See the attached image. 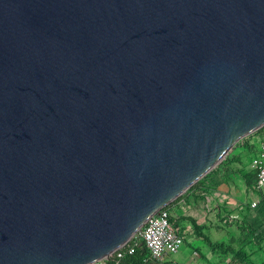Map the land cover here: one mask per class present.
I'll use <instances>...</instances> for the list:
<instances>
[{
  "label": "water",
  "instance_id": "1",
  "mask_svg": "<svg viewBox=\"0 0 264 264\" xmlns=\"http://www.w3.org/2000/svg\"><path fill=\"white\" fill-rule=\"evenodd\" d=\"M264 128V0H0V264H97Z\"/></svg>",
  "mask_w": 264,
  "mask_h": 264
},
{
  "label": "crops",
  "instance_id": "2",
  "mask_svg": "<svg viewBox=\"0 0 264 264\" xmlns=\"http://www.w3.org/2000/svg\"><path fill=\"white\" fill-rule=\"evenodd\" d=\"M249 168H251V165H249ZM242 183L243 186H241V190L237 193H228L229 188L223 184H219L212 191L211 195L202 193L204 200L201 202H197L193 195L189 193L183 194L179 199L171 203L169 207L173 215L174 223L180 233L185 236L186 244L178 254L165 259L168 264H247V262L241 263L242 260L240 261L239 258H236L231 251L226 252V248L229 246L234 249L233 245L235 240L237 242L242 238V229H239L237 225L228 227L217 224L215 217L217 210L213 211V208H217L218 203H227L221 202V199L217 197L218 194L224 193L230 196L232 202L227 203L229 209L240 208L241 210L246 200L259 199L260 193L253 192L251 187H249V193L244 190L245 185H247L245 178H242ZM208 199H212L211 210L206 204ZM260 215L262 217L261 212ZM188 216L196 219L198 225L203 226V229L196 230L190 221L184 219ZM209 242L214 244V247H211Z\"/></svg>",
  "mask_w": 264,
  "mask_h": 264
},
{
  "label": "rangeland",
  "instance_id": "3",
  "mask_svg": "<svg viewBox=\"0 0 264 264\" xmlns=\"http://www.w3.org/2000/svg\"><path fill=\"white\" fill-rule=\"evenodd\" d=\"M263 138L264 129H261L253 133V135L251 134L239 139L233 145L225 160L214 168L202 181L203 187L205 186V189H210L207 194L211 195L212 191L219 184L228 187V193H237L241 190V186H243L242 178L249 179L251 177L250 184L244 187V190L249 193V187H251L252 179L254 178V174L252 178L251 168H249L250 156L255 150V144ZM259 199L263 201L260 209L262 217L254 225L247 222L245 216V207L253 199L246 200L241 210L240 208L229 209L227 203H218L217 208H213V211L217 210L215 212L217 224L228 227L237 225L239 229H242V238L237 242L235 240L233 245L234 249L238 251L236 258L252 262V264H264V193L260 194ZM204 209L207 210L206 207Z\"/></svg>",
  "mask_w": 264,
  "mask_h": 264
},
{
  "label": "built area",
  "instance_id": "4",
  "mask_svg": "<svg viewBox=\"0 0 264 264\" xmlns=\"http://www.w3.org/2000/svg\"><path fill=\"white\" fill-rule=\"evenodd\" d=\"M250 165L251 171L254 173L251 190L263 194L264 138L255 144V150L250 156ZM217 197L221 199V202H232L228 194H218ZM211 203L212 199H208L206 202L210 210L212 209L210 208ZM170 205L160 209L151 216L122 247L112 254V256L97 264H110L108 260L111 258L115 260L114 264H120V261L126 256H133L139 250L145 252V262L152 264H168L165 259L178 254L186 244L185 236L180 233L173 221ZM262 205V199H257L251 201L245 208L246 220L249 223L255 224L261 220L260 209Z\"/></svg>",
  "mask_w": 264,
  "mask_h": 264
},
{
  "label": "trees",
  "instance_id": "5",
  "mask_svg": "<svg viewBox=\"0 0 264 264\" xmlns=\"http://www.w3.org/2000/svg\"><path fill=\"white\" fill-rule=\"evenodd\" d=\"M262 129H264V128H262ZM253 174H254V173H252V178H253ZM205 177H206V176H205ZM205 177L202 178V179H201L199 182H197L195 185H193V186H192V187L186 192V194L191 193L197 202H201V201H203V200H204V196L202 195V193H208V191L210 190V189L208 190V188L205 189V188L203 187L202 181L205 179ZM250 178H251V177H250ZM250 178H249V179H248V178L245 179L247 185L250 184ZM180 197H181V196H180ZM180 197H179V198H180ZM179 198H178V199H179ZM184 219L190 221V222L193 224V226L195 227L196 230H197V229H200V230L203 229V226L198 225L196 219H194L193 217L188 216V217H186V218H184ZM173 221H174V220H173ZM247 222H248V221H247ZM209 244H210L211 247H214V244H212V243H210V242H209ZM219 246H221V245L219 244ZM226 249H227L226 252L231 251V253H233L235 256L238 255V251H235L234 249H232L231 246H229V247L226 248ZM145 256H146V255H145V252H144L143 250H139V251H138L135 255H133V256H126L124 259H122V260L120 261V264H151V263H149V262H145ZM239 260H240V261L242 260L241 263L247 262V261H244L243 259H240V258H239ZM248 260H249V259H248ZM108 262H109L110 264H114V263H115V260L111 258V259L108 260ZM247 264H252V262H247Z\"/></svg>",
  "mask_w": 264,
  "mask_h": 264
}]
</instances>
